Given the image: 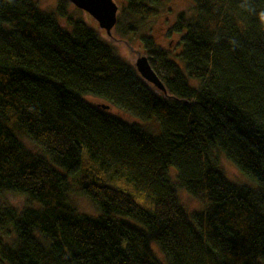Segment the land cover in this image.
Instances as JSON below:
<instances>
[{"label":"trees","instance_id":"obj_1","mask_svg":"<svg viewBox=\"0 0 264 264\" xmlns=\"http://www.w3.org/2000/svg\"><path fill=\"white\" fill-rule=\"evenodd\" d=\"M117 1L122 36L161 2ZM190 1L196 17L180 13L169 31L176 52L140 35L161 91L68 0L54 14L0 0V264H264V0ZM88 97L156 117L160 135ZM216 148L257 189L229 183ZM74 188L97 216L78 211ZM178 188L202 209L188 213Z\"/></svg>","mask_w":264,"mask_h":264},{"label":"rangeland","instance_id":"obj_2","mask_svg":"<svg viewBox=\"0 0 264 264\" xmlns=\"http://www.w3.org/2000/svg\"><path fill=\"white\" fill-rule=\"evenodd\" d=\"M39 9L47 14H54L56 11V5L58 0H34ZM114 2L118 5L119 9L121 3L117 0ZM158 15L154 18L146 20L144 22H136V24L140 27L139 35H120L117 34V28L115 27L111 30V35L109 36L105 30L99 27L97 21L90 16L85 11L78 9L76 6L71 4L70 14L75 17L85 21V23L95 29L101 36V38L108 43L115 55L120 58L124 62H128L133 67H135L136 60L142 56H148L142 49L140 35H150L155 39L156 44L166 50H172L176 52L178 49L177 41L179 40V34L170 35L169 31L174 23L177 15L180 13H184L187 18L196 17V9L190 0H161L160 4L157 6ZM120 14V10L118 12V16ZM58 19V21L63 26H67V22L65 18ZM128 20V19H127ZM125 20V21H127ZM129 21V20H128ZM148 83V82H147ZM150 84V83H148ZM152 85V84H151ZM155 89V86L152 85ZM86 101L91 104H106L102 100L94 99L92 97L86 98ZM108 114L114 115L125 123L128 124H136L146 133L158 137L161 133V125L159 120L154 117L149 121H142L136 118L131 113H127L115 106H110L107 111ZM23 143L27 146V148L33 152L40 154L39 149L34 146L27 139H21ZM217 152L215 153V162L224 178L231 184L236 186H244L250 189H257V183L249 179L246 175H244L235 164L230 161L223 152L216 148ZM169 175L173 183L176 182V168L171 167L169 169ZM178 198L180 204L186 209L188 213H192L194 211H199L202 209V203L193 198L186 189L178 188ZM71 199L73 204L78 208L80 213H85L92 216H97V211L94 208L93 204L83 195H81L75 188L71 192ZM2 200L9 205L21 208L26 204V198L20 195L6 194L2 197ZM140 203V202H139ZM141 204V203H140ZM2 239L6 243H11V239L8 235L2 236ZM155 251L160 254L159 249L154 247Z\"/></svg>","mask_w":264,"mask_h":264},{"label":"water","instance_id":"obj_3","mask_svg":"<svg viewBox=\"0 0 264 264\" xmlns=\"http://www.w3.org/2000/svg\"><path fill=\"white\" fill-rule=\"evenodd\" d=\"M71 4L76 6L92 16L99 27L106 31L110 36L111 30L117 24L119 7L114 0H68ZM135 69L143 80L152 84L161 91H166V88L152 68L146 56L139 57L135 63ZM104 109H109L108 105H101Z\"/></svg>","mask_w":264,"mask_h":264}]
</instances>
